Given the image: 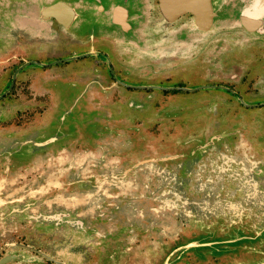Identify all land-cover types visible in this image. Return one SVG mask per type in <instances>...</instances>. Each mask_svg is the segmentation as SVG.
Returning <instances> with one entry per match:
<instances>
[{
	"label": "rangeland",
	"instance_id": "obj_1",
	"mask_svg": "<svg viewBox=\"0 0 264 264\" xmlns=\"http://www.w3.org/2000/svg\"><path fill=\"white\" fill-rule=\"evenodd\" d=\"M25 3L0 0V56L43 65L52 60L51 44L39 55L9 46L17 37L13 18ZM206 44H194L193 62L180 58L156 67L170 76L167 68L174 66L171 78L187 86L226 82L238 69L255 80L264 73V54L254 61L245 47L231 50L239 43L228 37ZM229 53L237 58L234 67L221 61ZM90 65H54L40 75L26 67L17 76L16 88L25 83L34 98L15 94L11 103L44 112L17 134L0 131V199L16 202L4 207L0 201V248L29 244L70 264H264V107L250 113L237 105L239 119L227 129L241 135L213 144L219 132L205 127L206 104L199 100L225 102L227 93L202 89L183 101L185 94H160L147 102L161 109L97 111L85 88ZM11 83L10 74L0 73V96ZM258 83L264 99V79ZM47 139L56 144L18 143ZM14 147L19 157L9 155ZM8 246L6 253L17 252Z\"/></svg>",
	"mask_w": 264,
	"mask_h": 264
},
{
	"label": "flooded vegetation",
	"instance_id": "obj_2",
	"mask_svg": "<svg viewBox=\"0 0 264 264\" xmlns=\"http://www.w3.org/2000/svg\"><path fill=\"white\" fill-rule=\"evenodd\" d=\"M211 4L214 14L212 24L206 29H200L191 14L179 17L173 22L167 21L162 13L161 0H26L25 9L17 10L13 18L12 26L16 29L17 37L9 39V46L12 49L13 46L30 48L29 51L36 50V55H39L38 52L42 51L43 44L48 43L52 47L50 51L52 55L48 58L52 60L41 65L37 61H25L20 57L12 59L14 55L12 57L8 55L7 60H3L6 56H0V73L4 76L10 74L12 81L9 90L0 96V101L5 97L8 98L5 102H0V114L4 111L9 113V117L5 120L0 117V131L13 129L12 133L17 134L22 128H27L33 123L38 114L44 112V110L31 109L21 103L17 108H22L17 109L11 103L12 98L17 100L15 94L29 95L31 96L29 100L34 98L27 91L25 83L16 88L17 76L26 67L38 69V72L31 74L40 75L45 73L46 68L54 65L69 66L87 61L91 65L86 67H90L91 71L86 75L89 81L85 88L88 87L90 98L94 101V103L89 102L92 109L157 110L162 108L161 105L150 106L147 99L151 100L160 94L171 96L185 94V98L179 100L183 101L186 96L202 89L222 91L228 95L225 102L217 100L207 105V100H199L200 104H206V108L201 110L204 111V120H207L205 127L208 126L213 131L219 132L210 142L215 144L217 141L239 137L241 133L238 130L231 132L227 127L232 125V120L239 119L237 105L249 110L250 113H257L259 108L264 107V99L258 97L256 92L258 80L264 79V73L255 80L250 71L244 73L238 69L226 82L219 80L212 81L213 84L209 85L187 86L188 83L174 82L171 78L174 74L172 70L174 66L167 68L170 69L167 70L170 76H163V71H159L156 67L162 62L177 63L180 58L193 62L196 57L192 53V48L197 41H205L206 47H209L212 38L222 37H228L231 43H239L238 47L233 46L231 50L245 47L249 50L247 55L254 58V61L262 58L264 0H211ZM52 8L55 11H52ZM57 42L64 43L65 49L62 50L60 46L63 44ZM179 46L182 50L185 48L187 55H177L181 49ZM234 55L229 53L222 57L221 61L224 60L227 67H234L232 62H237ZM215 57L218 58L219 55ZM13 65L15 69L9 71V66ZM93 66H97L98 69H93ZM42 68H44L43 72L40 71ZM206 74L207 79L212 80V77L208 76L210 74L208 70ZM27 82L30 83V80ZM245 97L248 101H245ZM102 98L109 100L108 103L102 105L96 103ZM231 106L234 108L232 109ZM13 108L15 109L11 113ZM231 110L237 112L231 119L225 118ZM6 141L10 143L12 139ZM18 143L23 146L32 143L56 144L55 139L38 142L18 141ZM13 149L17 150L15 147ZM10 153L11 157L12 155L19 157L16 155L18 150ZM0 201L4 207L16 203L10 200L4 202L2 199ZM1 217L0 214L2 222ZM43 220L46 223L51 222L52 225L58 222L56 219ZM8 245L17 246V252L6 253ZM217 247L221 248L222 245ZM74 255H77V252ZM0 264L70 263L29 244L10 242L4 248H0Z\"/></svg>",
	"mask_w": 264,
	"mask_h": 264
},
{
	"label": "water",
	"instance_id": "obj_3",
	"mask_svg": "<svg viewBox=\"0 0 264 264\" xmlns=\"http://www.w3.org/2000/svg\"><path fill=\"white\" fill-rule=\"evenodd\" d=\"M161 4L163 16L169 22L191 14L200 29H206L212 24L214 14L211 0H161ZM52 11L55 10L52 8Z\"/></svg>",
	"mask_w": 264,
	"mask_h": 264
}]
</instances>
